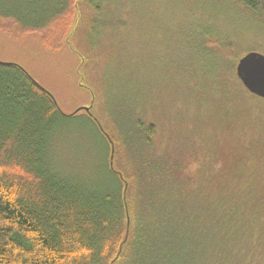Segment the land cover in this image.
I'll return each instance as SVG.
<instances>
[{
	"label": "trees",
	"instance_id": "1",
	"mask_svg": "<svg viewBox=\"0 0 264 264\" xmlns=\"http://www.w3.org/2000/svg\"><path fill=\"white\" fill-rule=\"evenodd\" d=\"M98 1L26 0L23 13L0 10V31L58 52L88 5L99 19ZM103 1L125 27L118 0ZM167 5L183 25L169 26L166 85L161 100L139 97L129 109L128 142L83 111L113 149L112 190L52 171L50 135L73 115L23 69L0 63V264H264V100L242 86L235 65L244 54L221 36L226 20L264 30V0Z\"/></svg>",
	"mask_w": 264,
	"mask_h": 264
},
{
	"label": "rangeland",
	"instance_id": "2",
	"mask_svg": "<svg viewBox=\"0 0 264 264\" xmlns=\"http://www.w3.org/2000/svg\"><path fill=\"white\" fill-rule=\"evenodd\" d=\"M170 1L118 0L114 6L119 8V16L122 14L123 28L112 23L105 1L95 3L102 10V22L105 17L103 28L93 6L88 5L69 45L74 53L69 47L49 52L36 36L19 42L0 31V63L23 69L53 97L63 115H73L55 125L48 143L47 164L62 178L93 189L115 187L106 165L113 149L82 109L90 108L108 136L128 142L125 136L133 122L129 109L138 104L139 97L148 104L156 96L161 100L166 85L169 26L183 25L181 11H169ZM26 5V0H0V10L9 16L25 12ZM221 36L234 41L238 55L253 52L264 56V30L260 26L226 20ZM158 102L155 105L159 107ZM121 149L124 162L130 148L122 144Z\"/></svg>",
	"mask_w": 264,
	"mask_h": 264
},
{
	"label": "water",
	"instance_id": "3",
	"mask_svg": "<svg viewBox=\"0 0 264 264\" xmlns=\"http://www.w3.org/2000/svg\"><path fill=\"white\" fill-rule=\"evenodd\" d=\"M235 73L237 78L241 82L242 86L245 88V90L248 93L259 99L264 100V56L263 55L253 52L250 53L248 52L244 54L236 62ZM33 82L36 83L35 81ZM47 94L50 95L48 92ZM89 109L90 108H84L82 110L84 112H88Z\"/></svg>",
	"mask_w": 264,
	"mask_h": 264
}]
</instances>
